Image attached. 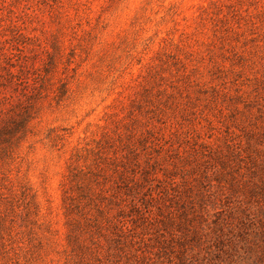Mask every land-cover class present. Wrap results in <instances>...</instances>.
<instances>
[{
	"label": "rangeland",
	"instance_id": "1",
	"mask_svg": "<svg viewBox=\"0 0 264 264\" xmlns=\"http://www.w3.org/2000/svg\"><path fill=\"white\" fill-rule=\"evenodd\" d=\"M25 108L0 264H264V0H0V129Z\"/></svg>",
	"mask_w": 264,
	"mask_h": 264
},
{
	"label": "trees",
	"instance_id": "2",
	"mask_svg": "<svg viewBox=\"0 0 264 264\" xmlns=\"http://www.w3.org/2000/svg\"><path fill=\"white\" fill-rule=\"evenodd\" d=\"M29 109L25 108L23 112L17 115V118H13L11 123L9 125L4 126L0 129V160L8 157V148L9 146H2V144H7L10 142L12 138L16 136L18 132L24 133L27 130V122L29 121ZM146 166L141 169V172L144 174H148V166L150 164V158L148 157L145 160ZM138 167V165H137ZM134 174V170L131 169L130 172L128 170L123 171L120 170L119 172L115 171V177L116 180L114 181L115 187H124L126 190L127 195H131L134 189H136L138 185V180H136V174L134 176H130V173ZM132 182V184H130ZM140 186V185H139ZM132 208L135 209L137 213H140V210L135 204H132ZM126 210L125 208H121L119 210V215H123V217L126 216L125 214ZM172 212V211H171ZM173 219V218H171ZM112 233L116 235V237L125 236L126 232L128 230L127 223L125 222H115L111 225ZM244 226V225H243ZM103 227L96 225V230L101 231ZM247 228L241 229L238 233L239 235H245L247 234ZM255 236L260 237V245H259V251L258 254L255 255L254 261H262L264 260V221H262L260 227L258 230L255 231ZM115 240V239H114ZM116 241V240H115ZM259 244V243H257ZM183 263V262H182Z\"/></svg>",
	"mask_w": 264,
	"mask_h": 264
}]
</instances>
